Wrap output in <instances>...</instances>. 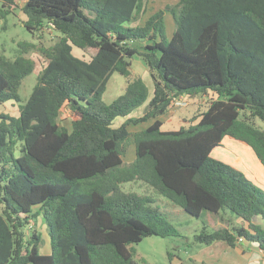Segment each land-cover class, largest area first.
<instances>
[{"label": "trees", "instance_id": "trees-1", "mask_svg": "<svg viewBox=\"0 0 264 264\" xmlns=\"http://www.w3.org/2000/svg\"><path fill=\"white\" fill-rule=\"evenodd\" d=\"M14 4L2 0L1 19ZM174 6L167 39L163 10L139 22L144 0H23L28 31L50 26L58 34L40 46L44 64L23 102L19 88L35 64L26 53L38 45L19 42L13 59L0 52V104L18 102V115L0 113V264H138L134 244L143 237L180 232L152 194L123 188L135 181L191 216L226 214L228 225L204 227L194 242H256L264 250V226L254 220L264 222V189L211 155L230 136L250 146L264 167V130L254 122H264V0ZM73 46L95 53L85 60ZM135 54L152 79L151 97L137 76L103 102L109 77H129ZM207 92L214 97L186 124L162 128L176 96ZM145 102L140 116H130ZM64 106L69 127L58 121ZM118 117L124 120L113 126ZM128 144L134 158L124 163ZM39 216L47 254L40 252ZM167 254L171 262L174 254Z\"/></svg>", "mask_w": 264, "mask_h": 264}, {"label": "rangeland", "instance_id": "rangeland-1", "mask_svg": "<svg viewBox=\"0 0 264 264\" xmlns=\"http://www.w3.org/2000/svg\"><path fill=\"white\" fill-rule=\"evenodd\" d=\"M177 0H144L145 11L141 14L139 20L142 23L149 15L158 10H163V19L165 24V35L169 39L175 28V21L172 10L175 7ZM23 0H15V4L11 8L4 19L0 18V52L5 56L13 59L19 54V42H31L38 45L30 49L26 56L34 60V69L27 75L19 88V94L23 102L27 99L31 92L33 85L36 82V76L44 64V58L39 51L40 46H49L57 38V32L52 27H45L42 31L35 34L28 31L24 25L23 20L26 16L20 9ZM2 0H0V6ZM72 52L88 60L95 53V49L86 48L79 49L73 46ZM130 76L125 77L117 72L111 74L107 81L106 89L102 95V101L105 103L110 102L117 95L123 92L127 80L140 76L144 80L148 88V98L152 95L153 83L147 70V66L142 60L141 56L135 54L130 58ZM214 95L211 92L199 93L195 95L181 94L173 99L169 110L161 116L163 122V129H175L180 124H186L198 109L208 102ZM147 102V101H146ZM146 102L133 110L130 113L132 117H138L142 114ZM0 113L9 115H18V102L11 100L0 104ZM71 115L66 106H64L59 114L58 121L60 124L69 127ZM124 118L118 117L114 120L113 126L119 125ZM152 119L139 122L137 124H130V130H139L146 127ZM186 121V122H185ZM255 125L264 130V122L259 118L254 119ZM211 155L232 165L234 168L243 172L255 185L264 189V168L259 159L255 155L250 146L234 139L230 136H224L221 143L213 148ZM134 158V147L131 144L126 145L123 155L124 163L132 161ZM126 191H134L137 193L152 194L154 198L153 205L158 207L159 210L167 217V220L178 229L179 236H166L160 237L156 235H149L142 238L141 241L134 244L135 254L134 258L138 264H201L197 259L199 250L212 252L217 247L214 246L215 241L211 244L197 243L193 240V235L200 232L204 227L210 231L217 227L228 225V217L221 210L219 214L203 211L202 215L197 218L189 215L181 207L174 205L166 197L157 194L152 189L141 181L129 182L123 185ZM228 216L232 214L225 210ZM38 224L35 226L40 229L43 236L44 227L40 219L37 220ZM236 223V222H235ZM40 252H44L49 248L48 238L42 237ZM221 242V241H220ZM214 243V244H213ZM224 244V242H222ZM216 247V248H215ZM209 249V250H208ZM168 252L174 254L173 260L170 262L168 259ZM215 253V252H212ZM211 253V254H212ZM193 259V260H192Z\"/></svg>", "mask_w": 264, "mask_h": 264}, {"label": "crops", "instance_id": "crops-1", "mask_svg": "<svg viewBox=\"0 0 264 264\" xmlns=\"http://www.w3.org/2000/svg\"><path fill=\"white\" fill-rule=\"evenodd\" d=\"M38 219L42 221L39 216L35 221L36 224H38ZM254 220L264 226V222L259 217H254ZM43 227L45 231L43 232V236L47 239L48 236L44 224ZM222 242L223 241H215L216 245L214 246L217 248L215 247L216 249L212 251L215 253L202 249L201 251L199 250L197 259L203 260L205 264H264V250H262L256 242L241 241L234 247L228 246L225 242L223 244ZM49 252L50 246L48 250L42 253L47 254Z\"/></svg>", "mask_w": 264, "mask_h": 264}]
</instances>
